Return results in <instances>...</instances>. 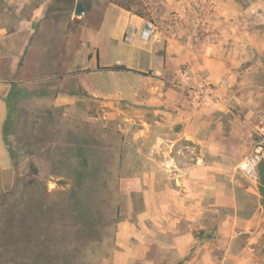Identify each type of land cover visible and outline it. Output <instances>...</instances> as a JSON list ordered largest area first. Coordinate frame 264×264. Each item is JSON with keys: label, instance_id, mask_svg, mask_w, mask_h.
<instances>
[{"label": "crops", "instance_id": "obj_1", "mask_svg": "<svg viewBox=\"0 0 264 264\" xmlns=\"http://www.w3.org/2000/svg\"><path fill=\"white\" fill-rule=\"evenodd\" d=\"M184 1L189 12L180 18L194 25L206 23L203 43L189 37L196 35L194 29L160 28V20L140 17L110 2L101 28L89 37L93 47L86 41H72L70 45H77L72 65H65L58 50L65 42L52 37L49 46L52 49L54 43L58 57L43 66L35 65L43 67L42 75H29L19 82L48 78L54 88L59 86L54 108L63 111L70 107L69 111L83 113L84 94L88 93L85 76L105 80L115 72L99 67L114 65H125L132 70L128 72L138 74L125 79L131 88L115 97L88 93L89 100L118 101L138 117L126 119L137 127L127 129L123 140L118 193L124 200L119 210L125 219L117 228L115 261L264 264V178L253 183L238 171L241 161L253 152L259 123L264 121V0ZM209 9L213 13L205 19ZM110 17L122 26L111 25L106 20ZM162 18L179 19L173 13ZM38 22L37 16L29 20L28 33ZM148 22L155 23L159 31L145 39L142 32ZM4 37L0 30V178L16 167L7 132L15 82L3 79L1 65L8 60L13 74L20 70L24 75L31 67L28 64L37 60L33 51L42 47L39 37L29 34V56L33 53L34 61L14 63L4 59ZM211 38L214 40L208 41ZM122 49L136 60L133 65L113 61L114 52ZM94 50L96 56L90 58ZM140 55L146 62L138 60ZM183 67L190 70L195 84L216 85L221 102L195 108L179 77ZM68 82L75 85L71 92L62 89ZM166 139L177 143L171 154L167 146H163L165 152L157 150Z\"/></svg>", "mask_w": 264, "mask_h": 264}, {"label": "rangeland", "instance_id": "obj_2", "mask_svg": "<svg viewBox=\"0 0 264 264\" xmlns=\"http://www.w3.org/2000/svg\"><path fill=\"white\" fill-rule=\"evenodd\" d=\"M83 1L86 12L78 17V0H0L4 59L33 62L28 35L38 36L42 42V47L33 51L37 60L28 64V73L23 75L19 70L13 74L8 60L1 65L3 79L15 82L7 132L16 167L0 178V264H125L114 259L119 248L118 224L125 219L122 210L118 211L124 202L118 193V178L122 174L125 133L132 125L134 130L137 127L126 119L138 117L118 101H103L99 97L89 100L88 93L102 92L115 97L131 88L125 79L138 74L115 72L105 80L97 75L85 76L84 89L88 93L84 94L83 113L69 111L70 107L68 111L55 109L54 94L59 86L54 88L48 78L39 77L30 84L19 82L42 75L43 67L35 65L43 66L58 57L54 43L52 49L49 46L52 37L65 42L63 49L58 48L61 61H67L65 65H72L77 46L70 45L72 41H86L93 47L89 37L101 28L110 1ZM117 1L144 13L146 18L160 20V28L172 25L186 32L194 29L196 35H189L193 41L207 40L203 34L206 23L197 21L194 25L180 18V14L189 12L184 0ZM200 8L202 12L207 10ZM206 12L205 19L213 9ZM172 13L179 19L171 22L162 18ZM34 16L39 22L28 33L29 20ZM106 20L122 26L117 18ZM213 35L219 39L217 34ZM92 56H96L95 50ZM131 56L122 49L114 52L113 61L133 65L136 60H131ZM78 59L81 60L80 56ZM138 60L146 62L141 55ZM101 61H105L103 55ZM62 89L71 92L75 85L68 82ZM263 126L264 121L259 123V128Z\"/></svg>", "mask_w": 264, "mask_h": 264}, {"label": "built area", "instance_id": "obj_3", "mask_svg": "<svg viewBox=\"0 0 264 264\" xmlns=\"http://www.w3.org/2000/svg\"><path fill=\"white\" fill-rule=\"evenodd\" d=\"M157 31H159L157 25L153 22H148L146 28L142 32V36L145 39H149L155 35ZM179 77L182 84L185 85L187 94L195 108H202L206 105L221 102L217 86L211 82H204L200 85L195 84L190 70L187 67L181 69ZM257 133L259 137L253 152L238 165V171L253 183H259V168L264 161V126L260 127ZM163 146H167V151L171 154L176 148L177 143L175 140L166 139L162 145L157 148L160 153L166 151Z\"/></svg>", "mask_w": 264, "mask_h": 264}, {"label": "trees", "instance_id": "obj_4", "mask_svg": "<svg viewBox=\"0 0 264 264\" xmlns=\"http://www.w3.org/2000/svg\"><path fill=\"white\" fill-rule=\"evenodd\" d=\"M111 3H114L116 5H118L121 8H124L125 10L132 12L140 17H146L144 13L140 12V11H135L132 6L125 4L121 1H117V0H109ZM92 57V55H90V58ZM99 70H106V71H112V72H125V71H132L131 69H129L127 66L125 65H114V66H110V67H99ZM260 178L261 180H263L264 178V163L261 164L260 166ZM1 173V170H0ZM261 192L262 195L264 196V189L261 187ZM119 211V209H118Z\"/></svg>", "mask_w": 264, "mask_h": 264}, {"label": "water", "instance_id": "obj_5", "mask_svg": "<svg viewBox=\"0 0 264 264\" xmlns=\"http://www.w3.org/2000/svg\"><path fill=\"white\" fill-rule=\"evenodd\" d=\"M85 12H86V7L84 5V1L78 0L76 9H75V15L80 17V16H83Z\"/></svg>", "mask_w": 264, "mask_h": 264}]
</instances>
